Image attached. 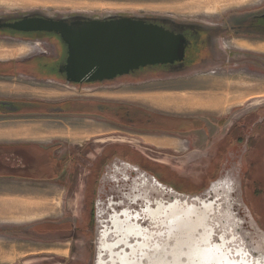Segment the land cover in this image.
I'll use <instances>...</instances> for the list:
<instances>
[{"label": "rangeland", "instance_id": "rangeland-1", "mask_svg": "<svg viewBox=\"0 0 264 264\" xmlns=\"http://www.w3.org/2000/svg\"><path fill=\"white\" fill-rule=\"evenodd\" d=\"M263 14L264 0H0V24L4 22H15L26 17H39L59 21L56 19L62 17L68 18L71 16L88 18L90 16H100L102 18L117 17L116 19L134 18L141 19L144 22L147 19L152 20L154 18L181 23L212 24L216 27L220 26L223 28L222 36L219 39V43L224 45L223 51H225V53L232 51L237 55L236 60H233L234 63L213 65V67L209 66V68L206 69L194 70L192 73L187 70L175 74L172 72L165 73L162 70H154L153 73H147L146 71L149 69V66H147V68L144 67L135 70L140 73L136 78L131 77V75L135 73V71H133L127 75H123L119 79L116 78L115 80L102 81L97 84L77 86L72 83L64 82L62 77L64 76L63 73L61 75L62 78H58V67L64 64V62L55 64V60L52 58L53 56L46 57L48 53L53 54L54 50L55 54L57 51L59 52L55 47L58 46L57 42L63 45L57 35L45 32H19L9 28H0V72L8 71L10 72L8 76L11 77L24 76L31 78L32 83L37 84L36 87H38L39 82L43 83L51 80L75 88L74 93L71 90L63 91L61 96H59L60 99H58V103L69 99H75L71 97L65 99L70 96L71 93H95L96 96L91 97H93L94 100H98V103L123 102L133 105L136 104L147 110L149 109L178 116L197 113H204V115L209 114L210 116L209 118H205L210 121L209 134L205 133V135L203 132L198 134L196 131H191L188 134H168L170 137L178 138L179 140L190 136L188 140L192 143L191 147H196V149H192L193 151H191L192 154L190 155H194L192 159H188L187 156L189 153L184 147L175 149L156 148L149 143V141L154 138L145 136L138 137L136 131L130 132L126 130V133L115 132L123 123H129L123 119L117 120L119 118H111L110 124L107 126L104 118L88 115L85 116L87 117L86 119H89L93 124H106L103 128L89 129L87 125H85V122L84 127L83 122L77 120L80 117L60 118V124H63V126L60 130L61 132L58 131L59 137L55 139L51 138V140L61 147L62 152L58 154L60 155L58 159L68 157L65 158L67 161L64 164V173L60 175L62 182H59L64 189L62 192H57L55 197H48L52 203L50 204L49 201L47 203L51 206V214L43 213L41 210L38 212L39 214L36 212L37 215L34 216L33 213L30 212V214H28L29 216H25L26 218L20 221V218L16 217L18 214L15 213V217H13L10 222L18 224L0 225V264H94L96 225L93 214L95 202L99 200V197H102L107 187L104 193H102L101 184L98 196L96 190L99 182L100 170L103 166H93V161L96 157L100 156L102 151L101 147L107 145V143L109 147L114 145L123 146L136 152L140 157L147 160L149 165L146 167L152 170L151 173L157 175V179L173 187L179 193L194 194L200 191L202 194L208 190L207 188H209L210 182L220 179L230 181L229 190H231V192L233 189L240 192L239 186H242L243 194L241 198L247 208H249L254 220H256L259 229L264 230V149L262 150L261 148L260 150H262V152L258 153H256L255 150L258 144L264 145V53L235 48L234 44L231 42L247 39V36L235 37L233 34L234 36L231 37V25L229 21L231 18L242 19ZM53 36H56L58 40L53 38ZM262 36L264 37V35ZM248 37L251 38L252 35ZM256 40L264 41V38H256ZM225 53L224 55H228ZM37 57L40 60L46 58L51 61L49 64H52L53 74H43L38 71V68H36L37 66L31 63L40 61ZM29 58L33 60L29 61ZM47 60L42 62H47ZM15 65L16 68L13 70L12 67ZM57 65L59 66L57 67ZM54 66L55 68H53ZM162 66L163 65H158V67ZM21 67H27V71H22ZM151 70L153 71V69ZM0 74L4 75V73ZM218 81L226 82L231 85L238 84L241 88L232 90V93L227 97L225 96L223 101L218 98H211V100L209 95L211 94L210 84ZM123 83H131L129 85H124L125 89L133 88L135 90H142L143 88L144 90L148 89V92L153 89L156 92H161L157 95L155 93L153 97H148V93L143 95V97L137 98L145 92L141 91L142 94L135 95L131 90L133 95L122 96L119 91L123 88V86L121 87L120 85ZM34 84H32L33 87ZM118 87H120V89H118ZM88 88H92V90L90 91ZM33 91L34 92H28L26 94L18 93V96H23L30 101H28V103L15 102L14 107L11 106L13 104V102H10L11 99H0V105L3 108H0V117L3 116L0 119H21L18 117H25L26 115L21 113L18 115H8L7 113L21 111L22 109H20L19 106L22 104L36 106L37 104L34 103L33 100H45L46 97H50H43V95L36 92L35 89H33ZM168 92H173L176 96L165 99V95L168 94ZM192 94L198 95L202 99V102L205 100L203 103L212 105L202 103H199L200 105L186 104L177 101L181 98L192 96ZM119 96L121 97L119 98ZM144 99H156L158 102L154 100L155 103L149 102ZM170 100L173 101L171 102ZM164 101H169L168 103L174 104L179 110L172 108L171 104H159V102L164 103ZM216 103L218 104L216 105ZM233 106L238 107L237 119L234 115L231 117L227 116V118H225L226 116L223 118L216 117V115L225 112L228 115V111H230ZM73 107L74 106L69 107L68 110H72ZM109 109L117 110V107ZM48 110L55 111V106ZM242 111H247V113L241 115ZM92 114L93 113H91V115ZM77 116L81 115L77 114ZM231 120H233L232 124L228 125V122ZM94 121H99L100 123L97 124ZM217 121H220L222 126H211V123ZM259 121L262 122L255 125ZM251 124L255 126L248 140L247 152L244 154L245 148L243 147L244 144L242 145V141L245 135L249 136ZM69 126H73V128H67ZM80 127H83L84 130L87 129V134L75 133V130L77 131ZM203 129L206 130L207 127L205 126ZM231 129L232 132H230ZM227 134L229 139H233L232 145L230 146L232 148L225 151L227 148L226 146L229 144L225 145L226 140L223 139L221 140L224 141L222 144L223 149L221 147L218 156H215V158L212 157L215 149L207 147L209 146V142H207L206 148L203 146L206 137H211L208 138V141H210L221 135L222 137H226ZM195 135H200L201 139H197ZM94 139L96 143H91ZM113 140L123 142L113 143L111 142ZM103 141L106 142L103 143ZM234 141H236V143L233 144ZM88 143H90L91 147L95 150L93 152V157L88 159L89 153L88 157L81 159L83 158V154L78 156V153L82 148L86 147ZM158 146L161 145L158 144ZM224 151L226 153L223 156L221 152L223 154ZM259 153H262V170L257 163L259 161L257 154ZM221 156H223V160ZM34 158L33 155H29L25 158L26 160H24L23 166L28 165L29 167H26L27 172L24 175L34 177L38 175L35 164L37 160ZM212 160L213 162L210 164ZM221 161L223 164L219 170L218 165H220ZM112 163L113 161L111 164ZM111 164L109 165L110 168ZM20 168L22 167L20 166ZM126 169L128 172L129 168ZM105 179L104 182L109 184V179L107 177ZM233 196L235 197L234 193ZM42 199L49 200L47 198ZM235 199L239 201L237 197ZM15 205L17 204L14 203L13 207H15ZM238 208L236 210L238 220L237 223H234L232 226L233 228H237L240 235H244V232L248 234V236L251 235V238L254 240L247 238V240H249L247 243L252 247L260 234L256 229L253 231V229L250 228L253 224H251L248 218L249 215L246 213L245 207L241 208L238 206ZM49 219L61 220L62 222L67 221L71 223L72 229L69 233L63 230L62 234L54 235L48 232L42 237L37 234V229L32 228L31 224L34 223L32 221L38 222L40 220ZM42 250H46V253L41 254ZM259 250L261 251L263 249Z\"/></svg>", "mask_w": 264, "mask_h": 264}, {"label": "water", "instance_id": "water-1", "mask_svg": "<svg viewBox=\"0 0 264 264\" xmlns=\"http://www.w3.org/2000/svg\"><path fill=\"white\" fill-rule=\"evenodd\" d=\"M0 28H9L19 32H45L57 35L66 46V60L60 65L58 71L65 75L66 83L102 82L112 80L116 76L127 75L130 72L147 66L173 64L180 62L185 55L186 40L181 34H174L162 26L145 23L141 19L120 18L110 21L91 20L77 22L71 25L62 20L53 21L39 17L22 18L15 22H4ZM15 110V109H14ZM113 163L111 164V162ZM111 164V168L110 165ZM126 168H129L127 172ZM112 169V170H111ZM111 174V175H110ZM109 179V184L104 182ZM141 177L147 182L144 186L137 185ZM105 179V180H104ZM108 181V180H107ZM163 190L156 187V183ZM105 193L95 202L94 222L96 227L94 264H98L99 253L107 264H121L117 254H126V264H197V245L209 244L207 240L200 242L199 236L203 233V227L195 225V232L191 233L178 229L167 232L166 228L142 219L138 222L142 229L150 231L151 237L145 239L141 236H128L123 242L112 248L111 253L102 251L101 235L108 232L104 241L114 243L115 235L112 233L110 216L113 213L120 214L128 210L132 215L139 214L145 209L144 196L155 208L156 201L174 202L175 198L185 207L186 213L194 219L195 213L202 211L206 216V226L214 230L203 234L204 238H210L212 245L221 246V240L225 239L230 245L229 255L232 251L235 260H239V250L249 255L250 264H264V230L259 229L256 220L245 205L242 197V186L239 191L229 190L230 181L226 179L210 182L208 190L204 193H179L173 187L159 181L153 174L143 170L137 165L119 163L116 160L109 161L102 170L97 184ZM238 192L237 196L236 193ZM235 194V197L233 196ZM168 197V198H167ZM238 198L237 201L235 198ZM103 198V199H102ZM186 204L192 207L187 208ZM239 202V203H238ZM211 205L212 209H204L203 204ZM245 207L249 220L253 224L250 228L258 231L256 245H249L247 238H251L244 232L240 235L233 224L237 223V208ZM239 210V208H238ZM192 219V220H193ZM239 226V225H238ZM205 229V228H204ZM252 231V232H253ZM250 233V232H249ZM221 236H223L221 238ZM199 248V246H197ZM241 248V249H240ZM263 250H259V249ZM201 249V247L199 248ZM231 252V253H230ZM111 255L112 260L111 261Z\"/></svg>", "mask_w": 264, "mask_h": 264}, {"label": "crops", "instance_id": "crops-1", "mask_svg": "<svg viewBox=\"0 0 264 264\" xmlns=\"http://www.w3.org/2000/svg\"><path fill=\"white\" fill-rule=\"evenodd\" d=\"M154 4V3H153ZM241 42V43H239ZM231 43L234 44L235 48H241L244 50H249L253 52H262L264 53V41H247V40H236L232 41ZM47 57V56H46ZM33 58V57H32ZM29 58V61H32L33 59ZM38 58V57H37ZM38 60H40L38 58ZM46 61L47 59L40 60L38 62H31L35 64L38 68V71H40L43 74L49 73V75L53 74L52 70V64L50 60H47V62H42ZM11 66V65H10ZM28 66V65H25ZM16 65L12 67L13 70H15ZM11 70V69H10ZM22 71H27V67H21ZM12 72V71H11ZM136 72V71H135ZM147 73H153L154 71L147 70ZM4 73V75L0 74V99L1 100H10V102H18V103H28L26 98L23 96H18V93H28V92H34L33 89L36 90V92L41 93L44 96H50L46 97L45 100H33L34 103H36V106H32L30 104H22L19 106L21 111L19 110L18 112H8V115H18L19 113L26 115L25 117L22 116H17L18 118L21 119H11L7 120L6 118L0 119V225H11V224H18V223H11L10 220L15 217L14 214H18L16 217L20 218V221L24 220L23 218H26L29 216L30 212L33 213V215L39 214L41 210L43 213H49L51 214L52 211L50 209L51 206H49L47 203L49 201L50 204L51 201L48 197H55L57 195V192H62L63 187L59 182H62V178L60 175L64 173L63 169L64 164L66 163V159L68 157H62L61 159H58L59 153L62 152L61 147L58 146L57 143H54V141L51 140V138H58L59 137V132L62 129L63 124L61 125V119L63 117H80L77 120H81L84 122L85 125H87V128H103L105 125L102 123L100 126L98 123L99 121H94L98 125L93 124V122H90L89 119H86L87 117L85 116H92L91 112L88 111V106L91 105L90 103L95 101L93 97L91 96H96L95 93H77L73 94L75 92V88L65 86L62 83L54 82V81H46V82H39L38 87H36V83H32V79L24 76H17V77H11L8 76L10 72H0ZM55 73V71H54ZM134 74V73H133ZM51 77V76H50ZM58 77V76H57ZM12 78V79H11ZM61 79L60 77H58ZM56 79V78H54ZM132 79V78H131ZM130 80V79H129ZM62 82V81H61ZM34 84V87L32 86ZM131 84V83H129ZM129 84H120L121 89L120 94L122 96L126 95H140L142 94L141 91H144L145 93L138 96L137 98L143 97V95H146L149 93L148 97H153L154 94L156 95L160 93L161 91H147L148 89H138L135 90L133 88H124V85H129ZM244 84V83H242ZM211 86V98H218L219 100L223 101L225 96H229L232 92V90H238V88H241L240 85L235 84L231 85L226 82L218 81L210 84ZM222 87V88H221ZM90 91L92 88H88ZM120 89V87H118ZM150 89V88H149ZM252 89V88H251ZM65 90H71L73 93H71L70 96L66 97L65 99L75 98V99H69L65 101L73 102L75 106L73 107L72 110L69 111V115H62L57 113L54 110H48L49 108H53L55 105L58 104V99H60L59 96H61L62 92ZM133 93H132V91ZM249 90V89H248ZM70 92V91H69ZM165 99L174 97L176 94H173V92H168V94L165 95ZM121 96H119L120 98ZM125 98V97H124ZM127 98V97H126ZM0 100V101H1ZM149 102H154L157 101L156 99L153 100H148L144 99ZM212 100V99H211ZM136 101V100H133ZM167 101V100H166ZM164 101V103L159 102L160 105H170L172 108H176L174 104L168 103ZM171 101V100H170ZM173 101V100H172ZM171 101V102H172ZM177 101H181L182 103L186 104H195V105H200L199 103L202 104H207V105H212L208 103H203L205 100H203L195 94H192V96H189L187 98H181ZM158 102V101H157ZM80 104V106H77V104ZM155 103V102H154ZM221 103V102H218ZM216 103V105L218 104ZM158 105V104H157ZM80 107V110H79ZM234 107V108H233ZM231 107L230 111L227 113H221L220 115H216V117L227 118V116H235L237 119L238 116V107L233 106ZM0 108L2 106L0 105ZM37 108V110H36ZM233 108V109H232ZM3 109V108H2ZM35 109V110H34ZM179 110L178 108H176ZM11 113V114H10ZM247 113V111L241 113V115ZM81 115V116H77ZM184 116H189V117H195V116H200L203 118L210 117L209 114L204 115V113H197V114H191V115H184ZM1 116L0 118H2ZM205 126L207 129L203 132L204 134H209V129H210V121L205 119ZM233 120L228 122V125H231ZM220 124V121L211 123V126L216 124ZM259 123H261L259 121ZM60 124V125H59ZM219 126H222L220 124ZM71 126L67 127L70 128ZM85 127V126H84ZM73 128V126L71 127ZM87 129H83V127H80L77 131L75 130V133L77 134H85ZM59 131V132H58ZM253 133V128L252 125L250 126V133L249 136H251ZM87 134V133H86ZM103 134V133H101ZM205 134V135H206ZM217 134V133H216ZM214 134V135H216ZM227 136V135H226ZM190 137V136H189ZM184 138L182 140H179L178 138H174L176 140H170L168 138H163V137H150L154 138L153 140H150L149 143L151 146L156 147V148H162V149H175V148H185L188 151V159L194 158V155L192 154L191 151L192 149H196L191 147V142L188 140V138ZM195 137L197 139H201L200 135ZM215 137V136H214ZM264 137V136H263ZM211 137H206V140L204 141L203 146L206 148L207 142H209V147L210 149L214 148L215 152L213 153V156H218L220 153V149L222 147L223 149V142L221 140H226L225 145L229 144L227 142L228 137H215L216 139H211L208 141ZM53 139V140H54ZM246 141L243 143V147L245 148V153L247 152L248 145ZM161 145V146H158ZM263 144H258L255 148L256 153L262 152ZM226 150L232 147L226 146ZM217 148V149H216ZM262 148V150H260ZM244 153V154H245ZM29 155H33L37 161L35 162L36 167H37V173L38 175L36 177L34 176H28L24 175L27 172V168L29 167L28 165H24V160L27 158ZM221 155L222 152H221ZM222 157V156H221ZM261 157L262 153L257 154L258 160V165L260 169L262 170L261 166L263 163L261 162ZM60 158V157H59ZM213 158V159H214ZM255 159V158H254ZM255 161V160H254ZM213 162V160L210 162V164ZM20 166L22 168H20ZM263 187V186H262ZM42 198H47L49 200H45ZM16 203L15 207H13V204ZM37 212V214H36ZM35 213V214H34ZM26 216V217H25ZM22 218V219H21ZM40 218V217H38ZM45 221H50L53 222V224H60L62 223L61 220H56V219H49V220H40L38 222L32 221V227L35 225L39 226L41 223ZM65 222V221H64ZM21 224V223H20ZM24 225V224H21ZM54 235V234H51ZM50 252V251H47ZM46 250H42L41 254H45ZM45 260V259H43Z\"/></svg>", "mask_w": 264, "mask_h": 264}, {"label": "flooded vegetation", "instance_id": "flooded-vegetation-1", "mask_svg": "<svg viewBox=\"0 0 264 264\" xmlns=\"http://www.w3.org/2000/svg\"><path fill=\"white\" fill-rule=\"evenodd\" d=\"M117 17H108V18H102L100 16H90L88 17H82V16H71L68 18H59L56 20H62L66 24H73L77 22H87L91 20H96L100 22L104 21H109L116 19ZM134 19V18H132ZM230 21V31L231 34L230 36L235 37L241 36V37H246L247 41H260L256 40L257 39H262L264 38L262 35H264V14L260 16H249L245 17L242 19H236V18H231L229 19ZM147 23H153L159 26H162L163 28L172 31L174 34H181L185 40H186V47H185V55L182 61L180 62H174L173 64H166L163 65L162 67L156 66H150L148 67V70L153 69L154 70H162L165 73H170L172 72L173 74L179 73L180 71L183 72L184 70H187L189 72H193L194 70L197 69H206L210 67H213V65H218V64H223V63H234L233 60H236V56L234 52L228 51L226 52L228 55H224L225 51H223L224 45H221L219 43V39L222 36L223 33V28L220 26L216 27L215 25L212 24H196V23H186V22H175L171 20H161V19H152V20H145ZM234 34V35H233ZM252 37H248L251 36ZM261 36V37H260ZM53 38L57 39L56 36H53ZM58 40V39H57ZM58 46H55L57 50V53L55 54V50L52 53H48L46 56L51 57L53 56V60H55V64H59L61 62H65L66 60V46L58 44ZM54 47V49H55ZM225 53V54H226ZM60 60H58V59ZM59 65H57L58 67ZM55 68V66L53 67ZM145 70V69H144ZM152 71V70H151ZM188 72V73H189ZM172 74V75H173ZM62 74L59 73V77H63V81L66 82L65 80V75L61 77ZM139 72H135L131 77L136 78L139 76ZM122 76H116L113 80L116 78H120ZM174 77V76H172ZM104 81H110V80H104ZM99 82H83L81 84L77 83H72L73 85H92V84H97ZM98 100H95L91 102L88 106V111L90 110L92 116H99L105 119L107 126H109V122L111 118H119L117 120H124L128 121V124H124L119 127V129H116L115 132H122L126 133L125 131H136L138 137H163V138H172L169 133H182V134H188L191 131H196L198 134L201 132H204L205 129V118L200 117V116H195V117H189V116H178V115H173V114H168V113H162V112H157V111H152V110H147L143 107H140L139 105L136 104H127L123 102H103V103H98ZM15 103L11 105L14 107ZM75 106L74 103H70L69 101H62L61 103H58L55 105V111L59 114L62 115H69V107ZM77 106H80L78 103ZM95 107V108H94ZM117 107V110H110L109 108H114ZM94 108V109H93ZM221 121V120H220ZM263 121V120H262ZM260 121V122H262ZM259 124L257 122L255 125ZM113 125V124H111ZM220 124H216V126H219ZM252 128L255 126L253 124ZM250 125V126H251ZM232 132V129L230 130ZM140 133V134H139ZM228 136V134H227ZM226 136V137H227ZM251 136H244V140L242 141V144L245 143L246 141L249 140ZM118 140V139H117ZM170 140H176L174 138ZM233 139H229V136L227 138V142L229 143L228 147L232 145ZM91 142V141H90ZM106 141H103L105 143ZM113 143H121L123 141H111ZM144 142V141H143ZM91 143H96V140H92ZM145 143V142H144ZM236 143V141L233 142V144ZM87 146L82 148V150L78 153V156L83 154V158L85 159L88 157V154L90 153L88 159H91L93 157V152L95 151L90 143L86 144ZM90 145V146H88ZM248 145V142H247ZM107 146V147H106ZM102 151L100 156L96 157L95 160L93 161V166L98 165V166H105L109 161L111 160H116L120 163H129L131 165H137L141 167L143 170L149 172L150 174L152 170L148 169L146 166L149 165L146 159L143 157H140L136 152L132 151L130 148L123 147V146H110L104 145L101 147ZM139 151V150H138ZM228 151V150H225ZM223 153V156L225 155V152ZM246 154V153H245ZM223 156L221 157L223 160ZM94 159V158H92ZM222 161L220 162L219 170L220 167L222 166ZM102 169L100 170V176L102 173ZM218 170V171H219ZM156 178L157 175L153 174ZM100 178V177H99ZM99 180V179H98ZM140 187L144 186L147 182V179L145 177H141L139 180L137 179ZM160 181V180H159ZM163 182V181H161ZM156 183V182H155ZM164 183V182H163ZM156 187L159 186L157 183L155 184ZM162 187V186H161ZM145 204L148 205L150 202L148 199L144 196ZM156 205H159L160 202L156 201ZM204 204V203H203ZM205 208L207 210H211L212 206L204 204ZM93 211V209H92ZM123 212V211H122ZM121 212V213H122ZM126 212V211H124ZM94 215V214H93ZM119 214L113 213L109 220L110 224L112 226V233L115 235V240L114 243L110 244V241L105 240V238L108 236V232H105L101 235V246L100 248L102 251H108L111 253L112 248L118 246L119 244L125 242L128 240V236H130V232L128 231L127 227L125 229L120 227V223H123L122 219L124 220L123 215L118 216ZM65 225V226H64ZM68 225V226H67ZM33 229H37V234L41 235L44 237L48 232H51L49 234H62L63 230H66L67 233L71 231V223L65 221L60 224H53V222L50 221H45L41 223L38 227L35 225L32 227ZM62 230V231H60ZM40 231V232H39ZM147 232L150 231L147 230ZM140 232L138 230H135V232L132 234V236H139ZM147 239V238H145ZM102 253H99V259H98V264H107L105 260L102 258ZM123 255V254H122ZM121 254H117V257H121ZM112 259V255H111ZM110 259V260H111ZM44 264V263H42Z\"/></svg>", "mask_w": 264, "mask_h": 264}, {"label": "bare ground", "instance_id": "bare-ground-1", "mask_svg": "<svg viewBox=\"0 0 264 264\" xmlns=\"http://www.w3.org/2000/svg\"><path fill=\"white\" fill-rule=\"evenodd\" d=\"M242 1V0H240ZM222 88V87H221ZM160 190H163L161 186H157ZM144 200V199H143ZM160 204L156 205L155 208H152V203L145 205V209L139 214L132 215L128 210H124L126 212H122L121 215H123L124 220L122 219L123 223H120V227L125 229L127 227L128 231L132 235L135 230H138L140 232L139 236L144 238L151 237L149 235V232H147V229H142L138 222L139 216H142V219H148L151 220V222H157L158 225H162L166 228L167 232L171 230H178L181 228V230H185L189 233H191V230L195 232V225L202 226L203 227V233L199 236L200 242H207L208 246H205L204 243L202 245H197L196 251H198L197 256V264H239V260H235L233 251L231 256L229 255V248L230 245H228L227 240L222 239L221 240V246L219 245H212V240L210 238H204L203 234L206 232L209 228V231L212 232L214 228L207 227L206 225V216L205 213L202 211H199L195 213V218L193 219L190 214L192 212H184L185 206L179 202L177 198H175L174 202H164L162 200L159 201ZM203 204V203H202ZM185 205L187 208L192 207L189 204L187 205L185 202ZM203 207L205 209V206L203 204ZM120 218V214L118 215ZM193 219V220H192ZM205 228V229H204ZM138 237V236H137ZM223 236H221L222 238ZM241 249V248H240ZM243 250L237 251V253L240 256V262L242 264H250L249 255L246 254V252H242ZM231 253V252H230ZM126 258L127 255L124 254L121 257H119V261L121 264H126ZM111 261L114 262V260L111 259Z\"/></svg>", "mask_w": 264, "mask_h": 264}, {"label": "trees", "instance_id": "trees-1", "mask_svg": "<svg viewBox=\"0 0 264 264\" xmlns=\"http://www.w3.org/2000/svg\"><path fill=\"white\" fill-rule=\"evenodd\" d=\"M147 68V67H146Z\"/></svg>", "mask_w": 264, "mask_h": 264}]
</instances>
